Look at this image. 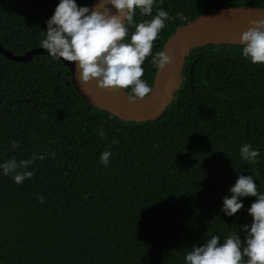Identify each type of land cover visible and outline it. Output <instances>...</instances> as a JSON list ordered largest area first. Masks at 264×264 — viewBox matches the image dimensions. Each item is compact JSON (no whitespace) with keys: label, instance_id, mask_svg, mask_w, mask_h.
Returning <instances> with one entry per match:
<instances>
[{"label":"trees","instance_id":"1","mask_svg":"<svg viewBox=\"0 0 264 264\" xmlns=\"http://www.w3.org/2000/svg\"><path fill=\"white\" fill-rule=\"evenodd\" d=\"M58 2L0 0V45L15 55L38 48ZM225 7L264 9V0H154L153 14L163 8L171 19L152 52L179 26ZM146 19L137 11L129 36ZM150 59L141 78L152 87ZM67 73L49 55L21 63L0 53V161L45 155L20 185L0 176V264H184L211 234L236 232L243 243L256 198L231 217L220 209L238 175L254 173L264 192V65L244 59L240 45L197 48L173 103L144 123L90 108ZM244 143L258 150L254 162L240 158ZM106 149L114 155L104 166Z\"/></svg>","mask_w":264,"mask_h":264},{"label":"clouds","instance_id":"2","mask_svg":"<svg viewBox=\"0 0 264 264\" xmlns=\"http://www.w3.org/2000/svg\"><path fill=\"white\" fill-rule=\"evenodd\" d=\"M105 5L115 9L112 14ZM154 0H99L94 7L78 6L76 0H59L52 16L46 20V31L39 47L46 50L53 60L67 61L79 73L82 83L96 82L101 90L130 89L129 102L144 100L153 93L141 77L146 57L157 70L173 62V57L164 50L152 52L153 42L171 17L163 8L153 14ZM150 17L135 23L134 31L128 34L136 12ZM251 27L240 33V52L244 59L254 65H264V20L251 21ZM126 36L128 37L125 40ZM101 137L104 132L98 133ZM16 149L18 142H9ZM48 155L55 157V152ZM114 154L104 150L99 161L107 166ZM242 160L254 162L259 152L250 144L239 148ZM44 154L33 153L27 159L11 157L0 161V176H11L20 185L34 175L31 166L43 161ZM252 175H238L235 183L222 197L221 212L225 216L237 214L243 207V198L255 197L247 212L252 218L250 225H242L241 235L232 232L221 237L211 234L202 245L193 244L184 254V264H264V192H259ZM256 181V180H255ZM40 203L44 197L37 196Z\"/></svg>","mask_w":264,"mask_h":264},{"label":"water","instance_id":"3","mask_svg":"<svg viewBox=\"0 0 264 264\" xmlns=\"http://www.w3.org/2000/svg\"><path fill=\"white\" fill-rule=\"evenodd\" d=\"M99 0H93L94 7ZM115 14L111 5H105ZM264 20V9L255 7H225L211 10L195 20L179 26L164 43L162 50L173 57V62L156 70L153 93L149 98L129 102L125 90H101L93 80L82 83L73 64L60 60L68 68L72 84L90 108L105 111L123 122L144 123L159 118L173 103L175 93L183 84V69L191 52L207 45H240V33L251 27V21ZM0 53L15 62L27 63L35 56L49 55L38 47L23 55H15L0 45ZM50 56V55H49ZM196 60L191 67V73Z\"/></svg>","mask_w":264,"mask_h":264}]
</instances>
